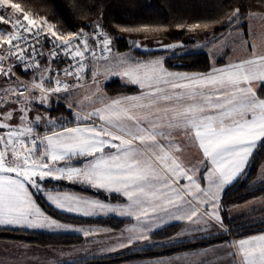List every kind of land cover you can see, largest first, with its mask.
Segmentation results:
<instances>
[{
    "label": "snow or ice",
    "instance_id": "1",
    "mask_svg": "<svg viewBox=\"0 0 264 264\" xmlns=\"http://www.w3.org/2000/svg\"><path fill=\"white\" fill-rule=\"evenodd\" d=\"M260 4L264 7V0ZM258 15L264 19V11L245 14L237 7L225 13L226 19L177 25L196 31L223 23L228 35L234 30L246 47L245 55L222 67L213 63L206 73L189 74L170 71L163 57L113 54V37L99 21L91 32L65 33L47 16L0 0V226L94 234L47 214L37 202L39 194L60 212L86 217L115 213L134 220L127 236L121 233L119 248L151 243L155 231L169 221L187 222L195 231L216 227L228 232L220 214L222 193L242 177L247 182L255 154L264 150V48L241 35V21ZM162 30L167 31L150 25L120 28ZM227 40L213 41V46L222 51ZM260 40L264 45V33ZM45 44L51 46L45 50ZM133 46L141 45L134 41ZM57 61L67 66L53 68ZM17 68L31 71V81L20 80ZM88 73L94 88L67 104L69 110L77 109L71 120L52 117L47 109L40 112L38 106L50 107L51 98L68 99L84 89ZM98 77L120 78L139 91L109 97ZM190 147L198 153L195 163L183 158ZM257 179L264 190V166ZM49 181L102 190L127 202L89 198L58 184L49 186ZM249 206L264 212V197ZM186 234L177 233L169 243ZM214 252L217 264H264V233L226 242ZM207 256L205 251L183 258L184 264H213Z\"/></svg>",
    "mask_w": 264,
    "mask_h": 264
},
{
    "label": "trees",
    "instance_id": "2",
    "mask_svg": "<svg viewBox=\"0 0 264 264\" xmlns=\"http://www.w3.org/2000/svg\"><path fill=\"white\" fill-rule=\"evenodd\" d=\"M20 3L22 8L40 16H47L62 32H75L81 28L90 30L94 22L99 21L105 31L113 37V48L117 52L131 51L138 58H151L161 56L165 60V66L169 69L193 71L205 73L212 67L209 55L204 51L173 52L169 50H141L133 48L131 42L149 38H163L170 42L194 43L195 39L212 35L218 39L228 29L223 23L213 25L208 29L188 31L187 28H178L180 24H194L209 22L225 18V13L239 7L245 14L251 10L254 12L264 11L260 0H13ZM74 3L82 5L77 9ZM142 25L162 26L167 31L155 32H122L120 28H134ZM246 23L241 21V28ZM175 53V54H174ZM224 60H218L217 64ZM59 65V63L57 64ZM20 74L32 78L30 71ZM104 91L109 95L129 93L136 91L131 85L123 84L119 78L112 77L104 83ZM63 97V95H62ZM40 112L47 109L48 114L56 118H67L70 113L63 98L51 100L49 106H38ZM71 120L72 118H67ZM264 160V150L257 151L255 161L248 169V180L242 177L239 181L226 187L222 194L221 202L225 206L243 203L251 198L258 197L264 190L257 181L253 186L259 167ZM49 186L58 184L64 189H73L91 195L99 196L108 200H120L119 197L109 198L108 194L102 193L86 186L70 184L66 181H49ZM37 201L41 208L49 215L62 221L76 223H96L111 228H119L124 220L116 218L85 219L66 215L50 207L40 196ZM179 224L164 227L155 231L154 240H165L176 233ZM264 230L262 226H244L232 229V236L239 237L246 234ZM0 238L19 240L40 246L55 244H73L81 240L75 234L49 233L43 231L18 230L12 228H0ZM228 233H220L208 237L178 241L170 244H158L143 247L134 251L92 257L76 261L75 264H117L124 261L167 255L178 251L208 246L228 240Z\"/></svg>",
    "mask_w": 264,
    "mask_h": 264
},
{
    "label": "crops",
    "instance_id": "3",
    "mask_svg": "<svg viewBox=\"0 0 264 264\" xmlns=\"http://www.w3.org/2000/svg\"><path fill=\"white\" fill-rule=\"evenodd\" d=\"M157 57H161V56L145 58L144 60L155 59ZM238 57H240V56H238ZM235 58L236 57L230 58L226 61L224 60V62L220 63V64L215 63V65L217 67H222L226 63H228L230 60H233ZM140 59H143V58H140ZM169 70L174 71V72L189 73V74L200 73V72L184 71V70H177V69H169ZM120 81L123 84H125L124 81H122L121 79H120ZM131 86H133V85H131ZM134 87L136 88V91H133V92L118 93L115 95H109L107 93L106 94L109 97H117V96H122V95L137 94L139 89L136 86H134ZM69 126H71V125H69ZM41 131H43L42 127H41ZM183 158L186 162L195 163L197 158H198L197 150L195 148H192V147L188 148L185 151ZM263 162L261 163L259 170H258V174L256 177L257 181H258L257 178H258L261 166H263ZM68 190L75 191L77 194L84 195V196L89 197V198H99L102 200H106V202H109V203H126L127 202L126 198L119 197V196H117V197H119L120 200H108L105 198H101L99 196L91 195V194L80 192L77 190H73V189H68ZM32 191L35 192L34 189H32ZM100 192L105 193L102 190ZM105 194H107V193H105ZM37 196H40L46 202V200L44 199V197L42 195L37 194ZM46 203L50 207L55 209L48 202H46ZM232 207H233V205L232 206L231 205L225 206L221 202L220 214L222 215L225 224L229 228V231L226 233H228L230 238L226 241L211 244V245L204 246V247L178 251V252H174V253L167 254V255L129 260V261H124V262H120L117 264H160V262H162V261H170V260L176 261L177 257H181L182 259L180 261H176V264H184L183 258H188L191 260V259L197 258V254H200V256H203V253L205 251L208 252V256L206 258L211 260L213 262V264H217V260H216L217 253L214 252V250L222 249V246L225 245L226 242H230V241H233L236 239L247 238L248 236H251V235H258V234L264 233V230H262V231L246 234V235L239 236V237L232 236V229L233 228L241 227V226L245 225L248 221H250V220L246 221V220H243L241 218H237V215L231 214L232 212L229 209H231ZM62 213L66 214V215L74 216V217L85 218V219L116 218V219L124 220V223L119 228H111L109 226L100 225V224H96V223L84 224V223H76V222H69V221L60 220L62 223L72 225L75 228L94 230V234L90 235V236H85L83 234V232H76V231L51 232V231H46V230H32V229H25V228H20V227L0 226V228H12V229H18V230L43 231V232L60 233V234H75V235L80 236V238H81V240L79 242L73 243V244H55V245H48V246H40L37 244L28 243V242H24V241L0 238V261H2L3 264H48V262H50V264H56L57 261H61V262L75 261L76 262V261H80V260L92 258V257L126 253V252L134 251V250H137V249H140L143 247H149V246H154V245H158V244H170L169 243L170 238L175 237L177 235V233H181L182 231H187L188 234L181 236L175 242L183 241V240L203 238V237H208V236L224 233V231H221L216 227H207L206 230L195 231V230H193L195 226H193L187 222L169 221L166 225H163L158 230H160L164 227H167V226H171L173 224H179L178 230L171 237L166 238L165 240H154V239H152L151 243L142 242L140 244H136V245H133V246H130L127 248H119L118 244L121 242V239H122L121 233H123L124 236H127L126 229L132 223L135 222L134 220H132L128 217L119 216L115 213H109L107 215L100 214V215L89 216V217L82 216V215H76V214H69L66 212H62ZM263 223H264V221H263ZM175 242H172V243H175ZM112 246H117V250H115V251L107 250L108 248H110ZM220 254H222V252Z\"/></svg>",
    "mask_w": 264,
    "mask_h": 264
},
{
    "label": "rangeland",
    "instance_id": "4",
    "mask_svg": "<svg viewBox=\"0 0 264 264\" xmlns=\"http://www.w3.org/2000/svg\"><path fill=\"white\" fill-rule=\"evenodd\" d=\"M244 22L246 23V25H245V27H242V31H241V35L243 36V38L249 42H255L258 46H260L261 48H264V45L261 44V40H260V34L264 33V19H261V17L258 15L257 17H255L251 21H244ZM250 31H251V33H253V35H251V36L248 35V33ZM228 32H229V30L226 31L224 34H222L218 39H215L212 35H207V36H203L201 38L195 39L194 43H185V44H183V42H177V43L176 42H170V41H167L166 39H163V38H149V39L135 40V42H137L141 45L138 48L141 50H159V49H162V50H169V51L179 52V53L185 52V51H204L209 55L210 60L213 64V63H217L218 60H225L226 61L230 58L243 56L246 54V47L244 44H242L240 42L239 38L237 37L236 32L233 30L231 36L228 35ZM225 36H228V40L226 41V46L223 47L222 51L218 52L217 49L213 46V41H215L218 44L219 41L221 39H223ZM133 42H131L132 47L137 48V47L133 46ZM169 44H177V45H181V47H178L176 49H168V48L164 47V45H169ZM111 47H112L113 54H116V53L131 54V51L117 52L116 50H114L113 46H111ZM210 49H211V51H210ZM233 49H235V51H233ZM224 53H227V55H225ZM110 78H112V77H110ZM110 78H108V79H110ZM28 79H30V81H31L32 78H28ZM98 79H100L102 87L104 88V83L108 79L106 81L104 80L103 77H98ZM82 83L85 85L84 89H78L76 91V94L71 98H68V99L63 98L64 103L66 105L70 101L75 103V101L83 99L85 91L88 90L90 86H91V88H94V85H92L90 73H88L87 78L84 81H82ZM103 91H104V89H103ZM62 95L63 94H61V96ZM53 99H56V98L55 97L51 98V100H53ZM85 105L90 107L89 102H87V101H85ZM44 106H49V105H44ZM76 110L77 109L74 107L70 111V113H66L67 118H69V117L72 118L71 113L76 111ZM263 166H264V162H263ZM255 181H257V180L255 179ZM261 197H264V193H262L258 197L251 198V199H249L243 203L232 204L233 207L231 209H229L232 212L231 214L237 215V218H241V219L246 220V221L250 220L245 225H243L241 227L249 226V225L250 226H262L264 224L263 223L264 212H262L258 209L253 211L251 206L245 207V205L249 201L258 200V198H261Z\"/></svg>",
    "mask_w": 264,
    "mask_h": 264
},
{
    "label": "built area",
    "instance_id": "5",
    "mask_svg": "<svg viewBox=\"0 0 264 264\" xmlns=\"http://www.w3.org/2000/svg\"><path fill=\"white\" fill-rule=\"evenodd\" d=\"M5 27H6V26H5ZM86 31L91 32V31H92V28H91L90 30H86ZM48 39L51 40L52 38H51V37H48ZM50 46H51L50 44H45V50H47ZM58 63H59V65H57ZM66 66H67V63H66V62H59V61H57V62H55V63L53 64V68H57V67H58V68L62 69V68H64V67H66ZM19 70H20L21 72H25V71H23L22 68H17V69H15L18 78H19L20 80H22V81H25V82L30 81V79H28V78L24 77L23 75H21L20 72H19ZM30 72H31V71H30Z\"/></svg>",
    "mask_w": 264,
    "mask_h": 264
}]
</instances>
